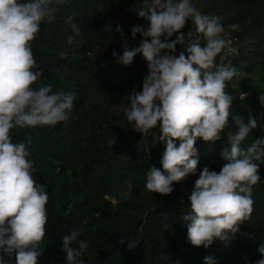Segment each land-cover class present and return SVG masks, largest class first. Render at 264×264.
Listing matches in <instances>:
<instances>
[{"label":"trees","instance_id":"trees-1","mask_svg":"<svg viewBox=\"0 0 264 264\" xmlns=\"http://www.w3.org/2000/svg\"><path fill=\"white\" fill-rule=\"evenodd\" d=\"M191 3L202 14L218 17L224 32L237 39L233 48L237 51L223 62L236 66L242 75L226 82L225 91L234 98L233 115H242L247 123L251 110L257 121L241 143L246 150L264 138V104L259 101L264 96V0ZM49 7L54 11L30 42L38 65L33 70L42 74L32 87L51 84L55 92L74 93V107L68 119L55 126L11 130L14 143L29 144L33 178L49 197L47 232L39 244L43 254L38 264H65L62 237L81 228L80 239L89 244L82 257L85 264H204L206 256H214L218 264H255L262 258L258 247L264 244V157L254 161L261 180L253 186V212L239 232L229 233L228 241L215 239L207 249L195 247L182 221L190 211L188 196L199 171L207 166L219 172L224 164L221 152L229 145L228 134L236 131L231 116L220 140L197 139L196 175L174 182V191L167 196L145 187L150 167L162 170L165 145L158 140V127L146 137L135 132L126 120L125 108L132 89L142 90L147 62L138 54L130 66H123L112 55L123 52L122 34L115 27L120 25L124 33L126 26L142 20L137 15L142 0H52ZM69 16L80 35L66 23ZM181 31L185 47L195 39L202 46L206 43L191 20ZM69 36H74L71 44ZM184 46H176L177 56L185 51ZM216 63H221L220 54ZM112 136L116 139L113 147L108 143ZM128 182L132 190L125 199L121 192L127 191ZM121 237L139 245L129 251L128 241L122 243Z\"/></svg>","mask_w":264,"mask_h":264},{"label":"clouds","instance_id":"clouds-1","mask_svg":"<svg viewBox=\"0 0 264 264\" xmlns=\"http://www.w3.org/2000/svg\"><path fill=\"white\" fill-rule=\"evenodd\" d=\"M52 0H0V264H38L43 254L39 244L46 235L49 197L44 187L33 178L34 162L29 158L26 142L14 143L11 130L16 127L55 126L68 119L74 107L75 94L63 95L53 91L51 84L33 88L41 77L31 44L40 31V24L54 9ZM64 3V0H58ZM137 12L147 25H134L131 37L139 36L138 46L122 44V54L113 57L123 66H130L141 54L147 62L148 73L142 81V90L130 92V104L125 116L131 128L146 137L150 130L159 128L158 140L165 145L161 156L162 170L151 166L146 174V189L167 196L174 191L173 184L189 174L196 175L199 164L195 143L221 139L229 126V118L236 131L228 134L229 145L221 152L224 164L219 172L204 166L188 196L190 211L182 221L188 240L195 247H210L215 239L229 240L253 212V186L258 175L259 161L264 157V138L256 139L246 150L241 143L257 127L249 110L248 122L242 115L230 111L233 97L225 91L228 81L240 77L241 71L230 62L227 53L216 57L228 47L221 36L224 31L218 17L202 14L191 0H142ZM191 20L199 39L184 46L181 31ZM66 23L80 35V28L69 16ZM115 31L123 35L120 25ZM176 39H171L177 34ZM191 37L192 32L189 31ZM74 36L68 37V43ZM185 51L177 56L176 46ZM235 53L236 49H229ZM264 104V96L259 97ZM113 147L116 139L108 141ZM132 185L121 196H130ZM83 228L72 230L62 237L65 264H85L82 259L89 244L80 239ZM128 241V250L139 242ZM78 245V246H74ZM258 251L264 264V244ZM7 257V259L5 258ZM179 264V262H177ZM204 264H218L214 256H206Z\"/></svg>","mask_w":264,"mask_h":264},{"label":"rangeland","instance_id":"rangeland-1","mask_svg":"<svg viewBox=\"0 0 264 264\" xmlns=\"http://www.w3.org/2000/svg\"><path fill=\"white\" fill-rule=\"evenodd\" d=\"M211 2V0H210ZM51 15H49L47 18L45 19H48L50 18ZM134 25H144L146 26L147 25V22L143 21L142 20H137L135 21L134 23H132L131 25H128L124 28V33L123 35H121L120 39H119V46L122 47V44L125 40H127L128 44L130 47H133V46H138L139 45V42L141 40V37L139 36V34L137 35L136 38H132L131 37V28L134 26Z\"/></svg>","mask_w":264,"mask_h":264},{"label":"built area","instance_id":"built-area-1","mask_svg":"<svg viewBox=\"0 0 264 264\" xmlns=\"http://www.w3.org/2000/svg\"><path fill=\"white\" fill-rule=\"evenodd\" d=\"M221 36L228 42V47L223 50V52L220 54V56L223 55L224 53H227V56H226L224 61L228 62L229 59L231 58L232 54H233L231 51H229V49L234 48L235 43L237 42V39H236V37L231 36L230 33L224 32V31L221 34Z\"/></svg>","mask_w":264,"mask_h":264}]
</instances>
